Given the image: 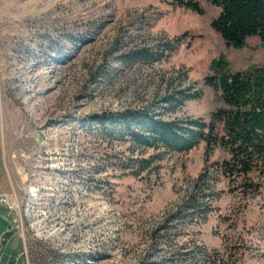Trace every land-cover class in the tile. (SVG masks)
<instances>
[{
	"label": "rangeland",
	"instance_id": "rangeland-1",
	"mask_svg": "<svg viewBox=\"0 0 264 264\" xmlns=\"http://www.w3.org/2000/svg\"><path fill=\"white\" fill-rule=\"evenodd\" d=\"M198 1L202 14L176 0H0V194L16 204L0 203L3 260L22 249L33 264L44 244L61 255L49 264H202L201 247L264 264V176L244 193L217 169L220 146L160 153L90 126L127 109L207 121L222 106L205 82L216 60L264 69L259 38L228 46L210 25L220 8ZM143 48L157 59L128 60ZM179 90L196 97L167 104ZM152 153L138 174L115 161Z\"/></svg>",
	"mask_w": 264,
	"mask_h": 264
},
{
	"label": "trees",
	"instance_id": "trees-1",
	"mask_svg": "<svg viewBox=\"0 0 264 264\" xmlns=\"http://www.w3.org/2000/svg\"><path fill=\"white\" fill-rule=\"evenodd\" d=\"M205 1L220 8L210 25L228 46L240 48L252 36L264 44V0ZM176 3L202 14L198 0H176ZM155 59L154 53L143 48L133 52L128 60ZM224 63L222 59L216 60L213 64L215 74L205 77V82L219 91L222 101V106L213 110L207 121L203 118L166 120L149 111L127 109L93 115L90 126L109 143L117 141L130 143L133 148L151 147L160 153L185 152L203 143L208 155L220 146L229 153V157L217 162L216 167L228 178L230 185L244 193L257 191L261 183L254 177L264 176V69L230 72L224 70ZM178 94V97H166L165 102L182 104L196 97L183 90ZM156 156L158 153L147 157L121 155L118 159L115 157V161L121 168L132 172L136 167L134 173L138 174L150 168ZM39 246L40 255L37 253L33 258V264H49L47 258L51 253L61 257L44 244ZM199 249L202 264H228L229 256H224L219 250Z\"/></svg>",
	"mask_w": 264,
	"mask_h": 264
},
{
	"label": "crops",
	"instance_id": "crops-1",
	"mask_svg": "<svg viewBox=\"0 0 264 264\" xmlns=\"http://www.w3.org/2000/svg\"><path fill=\"white\" fill-rule=\"evenodd\" d=\"M5 102L6 101H3L2 98H1L0 103H1V110L3 111V113H4ZM6 112H7V115H8V113H9L8 103L6 105ZM10 182H11V180H10ZM11 187H12V183H11ZM6 230H7V228L6 229H3L2 231H6ZM6 241H7V239L5 240V242ZM4 244L2 246L0 245V248H1V250H0V260H2L1 261L2 264H23V257L21 256L22 249L17 252L15 258H13V259L5 258L4 260L2 259L4 257L3 256Z\"/></svg>",
	"mask_w": 264,
	"mask_h": 264
},
{
	"label": "built area",
	"instance_id": "built-area-1",
	"mask_svg": "<svg viewBox=\"0 0 264 264\" xmlns=\"http://www.w3.org/2000/svg\"><path fill=\"white\" fill-rule=\"evenodd\" d=\"M14 195H2L0 194V203L5 205L8 209L14 210L16 208L15 199L13 197Z\"/></svg>",
	"mask_w": 264,
	"mask_h": 264
},
{
	"label": "water",
	"instance_id": "water-1",
	"mask_svg": "<svg viewBox=\"0 0 264 264\" xmlns=\"http://www.w3.org/2000/svg\"><path fill=\"white\" fill-rule=\"evenodd\" d=\"M9 235H10L9 230L4 231V233L1 235V238H0V245L1 246L5 243V240L8 238ZM0 250H1V248H0Z\"/></svg>",
	"mask_w": 264,
	"mask_h": 264
}]
</instances>
